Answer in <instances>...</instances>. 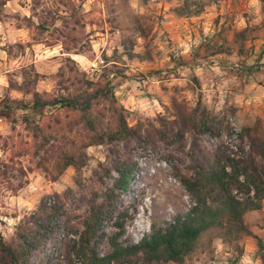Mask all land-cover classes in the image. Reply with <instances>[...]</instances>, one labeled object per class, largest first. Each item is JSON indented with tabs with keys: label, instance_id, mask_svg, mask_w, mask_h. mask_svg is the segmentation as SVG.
<instances>
[{
	"label": "rangeland",
	"instance_id": "rangeland-1",
	"mask_svg": "<svg viewBox=\"0 0 264 264\" xmlns=\"http://www.w3.org/2000/svg\"><path fill=\"white\" fill-rule=\"evenodd\" d=\"M14 1L0 16V100L7 93L9 77L22 83L23 71L31 66L46 76L37 89L54 93L56 81L52 76L63 61L60 50L51 52L52 48L37 44L28 47L38 32L23 28L26 34L12 35L20 25L12 16L30 17L34 6L43 20L48 11L61 15L69 12L56 0H37L38 4L35 0ZM75 1L82 7L79 15L85 17L93 49L88 57L78 58L80 68L93 80L111 70L110 80L128 111L129 124L142 123L156 142L91 147L81 171L70 168L54 182L35 163L45 154L30 155L34 141L22 120L14 131L8 122L0 120V143L5 146V150L0 149V160L16 154V162L28 171L26 184L17 194L0 177V236L10 241L20 228L28 226L30 217L36 219L42 206L49 211L58 208L61 216L51 222L56 229L43 244V251L34 257L36 262L43 257L50 264H66L60 258L63 241L79 239L90 204L100 203L117 177L112 167L118 158H133L138 163L130 189L122 195L116 211L128 210L127 217L120 220L124 231L119 242L123 245L137 244L154 227H165L189 212L194 200L179 176L193 177L203 155L221 148L233 158L252 155L264 165L252 143V130L264 126V0H130L143 29L142 34L131 35L132 44L124 43L121 34L111 28L110 0ZM198 10L201 13L195 14ZM221 32H225L229 52L214 55L221 45ZM4 36L8 37L7 44L2 45ZM20 43L26 47L14 46L11 55L4 51ZM11 96L24 98L16 92ZM199 101L215 119L220 135L197 134L189 121L182 120L192 114ZM159 130L167 137H161ZM179 130L183 131L182 139L175 137ZM13 183L16 186L18 182ZM245 224L251 236L232 244L216 239L213 254L202 255L194 264H262L258 242L264 243V202L261 211L245 216ZM115 225L113 217L102 226L104 239L97 248L102 256L111 251L108 239L119 233Z\"/></svg>",
	"mask_w": 264,
	"mask_h": 264
},
{
	"label": "trees",
	"instance_id": "trees-1",
	"mask_svg": "<svg viewBox=\"0 0 264 264\" xmlns=\"http://www.w3.org/2000/svg\"><path fill=\"white\" fill-rule=\"evenodd\" d=\"M129 1L110 0L108 22L113 30L121 34L124 43L132 44L131 35L142 34L143 29ZM6 2L0 0V16ZM35 2L38 4L37 0ZM56 3L69 14L48 11L43 20L39 19L34 6L30 17L12 16L20 23L17 28L38 32L31 43H27L28 47L36 44L49 48L61 46L63 61L58 72L52 76L56 81V92H40L37 89L38 83L46 76L31 66L23 71L22 83L9 77L7 93L0 100V120L8 122L13 131L19 119L22 120L34 141L30 155L45 154L35 163L54 182L70 168L81 171L87 165V149L91 147L110 146L118 142L146 146L156 142L142 123L129 124L128 111L120 103L115 85L110 80L113 72L106 69L97 80H93L72 58V55L88 57L93 53L91 35L86 31L85 17L79 15L82 7L75 0H56ZM200 10L195 14H200ZM35 18L39 21L36 22ZM219 38L221 45H217L213 54H228L225 32H221ZM14 46L20 49L26 47L20 43L9 45L4 51L11 55ZM13 92L24 98H13ZM26 96H31V99L26 100ZM50 109L52 112L47 113ZM182 120L189 121L197 134L220 135L215 119L202 109L200 101L192 114ZM159 131L161 137H167L165 132ZM252 131L253 150L264 159V126L259 125L257 130ZM183 136L180 130L175 134L177 139ZM3 147L0 143V149L5 150ZM16 156L13 154L9 160H0V177L14 194L24 188L28 176L27 169L16 162ZM112 168L117 177L102 201L90 204L79 239L63 241L60 258L66 264H194L202 255L213 254L212 244L216 239L232 244L242 237L251 236L245 216L263 208L264 165H259L252 155L237 159L219 148L214 153L203 155L193 177L179 176L194 200L189 212L165 227H154L137 244L123 245L119 242V236L124 231L120 220L127 217L128 210L116 211L122 195L130 189L138 163L133 158H118ZM112 171L110 169L107 176L110 177ZM13 180H17L16 186ZM60 216L58 208L49 211L42 206L36 219L30 217L28 226L20 228L12 240L0 236V264H50L43 257L36 262L34 257L43 251V244L56 229L51 224L52 220L57 222ZM113 217L116 218L115 226L119 233L108 239L111 251L102 256L97 251L104 239L102 226ZM258 256L264 264V243L261 240L258 242Z\"/></svg>",
	"mask_w": 264,
	"mask_h": 264
},
{
	"label": "crops",
	"instance_id": "crops-1",
	"mask_svg": "<svg viewBox=\"0 0 264 264\" xmlns=\"http://www.w3.org/2000/svg\"><path fill=\"white\" fill-rule=\"evenodd\" d=\"M15 1L14 0H7V4L5 5V7L8 9L10 6H13V3H14ZM22 9V8H21ZM18 10V12H20L19 10L20 9H17ZM17 10H15L16 12H17ZM15 11H13V12H15ZM26 15H27V13H25ZM19 33H24V34H26V32H25V30H23V28L22 29H19V28H17L16 30H14V32H13V34L12 35H15V34H19ZM12 35H9V36H12ZM3 38V40L2 41H4V42H2L1 44L2 45H4V44H7L6 42H7V38L8 37H6V36H4V37H2ZM10 42V41H9ZM60 50L59 52H62V48H61V46H55V47H53L50 51L52 52H56V50H58V49ZM56 49V50H55ZM59 55L61 56V57H64V54H62V53H59ZM84 56H82V55H75V57L72 55V58L74 59V60H78V58H83Z\"/></svg>",
	"mask_w": 264,
	"mask_h": 264
}]
</instances>
